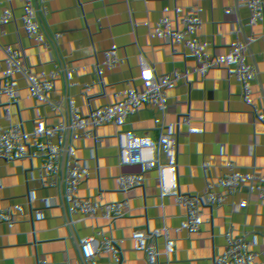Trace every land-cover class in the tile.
<instances>
[{
  "label": "crops",
  "instance_id": "crops-1",
  "mask_svg": "<svg viewBox=\"0 0 264 264\" xmlns=\"http://www.w3.org/2000/svg\"><path fill=\"white\" fill-rule=\"evenodd\" d=\"M259 9L264 0H82L83 17L96 15L90 54L99 100L83 104L84 127L70 115L56 131L51 85L59 74L56 47L64 45L66 28L55 31L51 13L61 10L60 0H0V156L9 169L20 165L7 179L0 177V201L18 202L7 227L21 236L17 243L0 233L5 255L27 249L28 229L45 245L72 233V225L91 213L100 219L103 192L116 204L147 201L145 210L125 221L123 252L134 264H264V152L255 147L264 110V17ZM177 48L188 56L186 81L180 66L165 62L164 52ZM242 55L252 57V64L244 65ZM46 64L51 73L42 75ZM71 70L66 97L74 111V97L83 94L78 61H72ZM188 92L202 104L217 106L224 134L222 152L214 157L203 155L208 141L187 115ZM232 124H243L245 130L229 131ZM150 136L161 139L157 165L170 173V183H185L196 162L217 168L207 191L215 199L212 231L225 254L200 231L198 213L182 198L160 207L143 177L109 167L105 153L113 155L123 137ZM235 150L248 151L247 161L222 169ZM70 175L82 193L65 201L44 226L43 215L55 209L52 201ZM28 198L39 199L29 211ZM253 235L255 243L249 240ZM114 246L115 240L106 237L82 257L64 254L50 262L116 264ZM142 246L149 256L141 253Z\"/></svg>",
  "mask_w": 264,
  "mask_h": 264
},
{
  "label": "built area",
  "instance_id": "built-area-1",
  "mask_svg": "<svg viewBox=\"0 0 264 264\" xmlns=\"http://www.w3.org/2000/svg\"><path fill=\"white\" fill-rule=\"evenodd\" d=\"M156 2H166L169 0H150ZM220 2L231 3L234 0H219ZM82 0H60L61 10L51 13V23L55 31L58 28H66L63 35L64 45L57 43L56 54L60 70L56 81L51 85L54 92V104L52 106V121L56 131L62 130V124L66 117L74 115L81 126H85V108L83 104L92 106L98 104V97L94 94L95 67L90 54V37L92 35L90 26L96 22V15L91 14L86 20L80 12ZM258 15L264 17V9L256 10ZM235 56L239 52L235 51ZM244 65L252 64V57L242 55ZM165 62L168 65H178L182 68L181 76L184 81L188 79V56L183 48L167 50L164 52ZM78 61L83 94L74 97L76 109L72 111L68 105L66 97V87L71 86L72 61ZM51 73L50 65H43L42 75ZM185 108L190 121L196 131L205 137L208 146L203 154L207 158L214 157L222 152L224 128L221 125L218 109L215 103L202 104L197 96L188 92L185 99ZM258 139L255 147L264 152V110L258 117ZM132 120L128 118V127H132ZM229 131L243 132V124L229 125ZM161 139L157 136H150L146 139L133 137H123L120 146L113 155L108 156V165L111 169H119L130 175L143 177L149 187L153 189L152 201L160 207L171 199L182 198L187 207H193L199 215L200 231L210 239L215 250L221 254L226 253L223 243H218L212 231V216L215 210V199L207 191L209 176L217 171L212 164L199 167L195 163L194 171L189 175L185 183L173 184L169 182L170 173L158 167L157 163L161 156ZM189 141L186 140L185 143ZM132 143L133 147H129ZM248 159V151L239 153L236 150L222 165V169H229L232 164H242ZM20 165L13 164L9 169L0 156V177L7 179L11 171H16ZM76 176L70 177L62 182V189L52 201L57 212L52 210L42 217L43 225L49 222L50 218L58 213L65 201H71L82 192L76 184ZM39 199L28 198L25 201V208L29 211L32 205ZM18 202L10 200L0 201V233L6 234L17 243H20L21 236L11 232L8 224L12 221L13 211ZM147 201L132 199L126 204L114 203L112 197L100 192V202L98 210L100 219H96L93 214L72 225V233L50 239L45 245H41L35 237L32 229L27 230L28 247L21 248L16 255L7 256L0 249V264H51L50 260L64 255L71 254L76 258L87 254V251L96 245L100 240L109 237L114 239L116 246L112 248L113 258L116 264H134L131 256L124 255L123 248L128 241V233L125 221L134 218L137 212L145 210ZM249 223L252 218L248 217ZM252 243L257 241V235L249 238ZM141 253L149 256L147 247H141ZM149 262H157L156 259H149ZM75 264H95L91 260H78ZM233 264H239L234 262Z\"/></svg>",
  "mask_w": 264,
  "mask_h": 264
}]
</instances>
